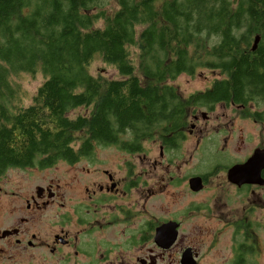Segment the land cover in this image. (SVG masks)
<instances>
[{
	"label": "trees",
	"instance_id": "16d2710c",
	"mask_svg": "<svg viewBox=\"0 0 264 264\" xmlns=\"http://www.w3.org/2000/svg\"><path fill=\"white\" fill-rule=\"evenodd\" d=\"M96 57L121 79L93 76ZM197 69L227 80L188 98L169 84ZM24 73L44 77L28 106L13 82ZM263 87L264 0H0V176L173 142L191 108Z\"/></svg>",
	"mask_w": 264,
	"mask_h": 264
},
{
	"label": "flooded vegetation",
	"instance_id": "af4514ba",
	"mask_svg": "<svg viewBox=\"0 0 264 264\" xmlns=\"http://www.w3.org/2000/svg\"><path fill=\"white\" fill-rule=\"evenodd\" d=\"M188 115L173 142L102 147L128 157L103 163L94 150L45 168L60 166L61 183L0 193V253L44 251L45 264H264V87Z\"/></svg>",
	"mask_w": 264,
	"mask_h": 264
},
{
	"label": "rangeland",
	"instance_id": "374dc122",
	"mask_svg": "<svg viewBox=\"0 0 264 264\" xmlns=\"http://www.w3.org/2000/svg\"><path fill=\"white\" fill-rule=\"evenodd\" d=\"M106 6H104L103 9ZM115 9L116 7L114 6L113 10ZM102 24L103 21L99 22L98 25ZM90 73L93 76L103 78L105 80L121 79L118 72L114 68L103 63L97 57L93 60L90 66ZM215 78H221L219 72L205 69L198 70L194 77L182 74L174 81L169 82V84L176 87L183 96L188 97L192 93L205 89L208 86L209 81ZM13 82H15L20 89V100L18 101V105L28 106L31 103L33 96L37 93L39 87L42 86L44 77L41 74L31 75L24 73L14 77ZM72 115H75V113ZM189 149L191 148H188V150ZM95 153L98 158L102 159L101 162L103 163H107L109 160H115L123 156L128 157L127 154L120 150L117 151L115 148L109 150L102 147H96ZM184 158L187 157H183L181 162H183ZM109 163L113 164L114 162ZM58 168L59 169L52 170L34 168L31 171L9 170L5 177H0V193H3L4 191H18L25 194L34 190L36 186L47 185L50 180L61 183L62 176L60 175V166H58ZM43 252H39L37 256H32L34 253L16 252L14 250L12 257H8L9 253H0V264H39V259H42L40 264H45V255L43 258L39 257V255L43 254Z\"/></svg>",
	"mask_w": 264,
	"mask_h": 264
},
{
	"label": "water",
	"instance_id": "95a60500",
	"mask_svg": "<svg viewBox=\"0 0 264 264\" xmlns=\"http://www.w3.org/2000/svg\"><path fill=\"white\" fill-rule=\"evenodd\" d=\"M259 39H260L259 37H257L255 39L254 45H253V48H252L253 51L256 50L257 45L259 43ZM256 157H257V155H256ZM256 157H254V158H256ZM236 170H237V168H233V170H231L230 173H235ZM200 184H201V180L200 179H193L192 180V183H191V188L193 190H199L201 188V185Z\"/></svg>",
	"mask_w": 264,
	"mask_h": 264
}]
</instances>
